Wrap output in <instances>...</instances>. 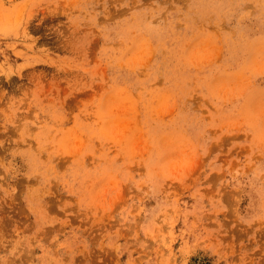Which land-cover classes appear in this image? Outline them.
Segmentation results:
<instances>
[{
    "label": "rangeland",
    "instance_id": "rangeland-1",
    "mask_svg": "<svg viewBox=\"0 0 264 264\" xmlns=\"http://www.w3.org/2000/svg\"><path fill=\"white\" fill-rule=\"evenodd\" d=\"M0 264H264V0H0Z\"/></svg>",
    "mask_w": 264,
    "mask_h": 264
}]
</instances>
